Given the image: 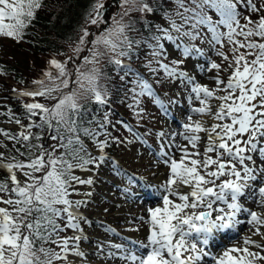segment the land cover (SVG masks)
<instances>
[{
	"label": "snow or ice",
	"instance_id": "6c2138e0",
	"mask_svg": "<svg viewBox=\"0 0 264 264\" xmlns=\"http://www.w3.org/2000/svg\"><path fill=\"white\" fill-rule=\"evenodd\" d=\"M116 3L119 19L109 18L105 0H95L87 24L100 29L99 34L92 39L94 33L83 28L73 55L63 62L48 61L55 73L44 71L46 79L33 80L34 88L13 90L18 99L32 100L23 103L22 117L10 108L0 112L6 117L0 122L18 129L0 128L7 141H0L6 150L0 151V264H92V255L82 247L91 243L82 210L92 192L81 188H91L106 164L120 178L125 198L135 197L136 187L144 183L106 152L113 144L132 142L112 135L109 129L116 125L146 145L166 171L159 184L147 185L157 199L139 217L147 226L144 238L104 227L120 241L94 246L105 262L264 264V0H159L155 7L150 0ZM42 6V0H0V36L21 41ZM209 10L219 19L213 21ZM157 12L163 23L148 19ZM138 21L147 34L134 39L128 33H140ZM196 41L207 43L221 62L208 57ZM87 45L88 54L82 55ZM141 54L153 78L163 73L156 83L166 79L183 89L178 93L182 99L170 97L169 105H187L176 130L154 134L155 151L130 125L113 123L112 93L100 83L111 77L96 67L106 60L123 85L131 78L127 107L138 124L144 111L141 97L151 98L167 116L168 105L142 72L126 62ZM201 57L204 62L193 65V71L183 67L190 58ZM197 68L212 73L208 84L193 74ZM246 197L261 211L247 207ZM242 223L250 235L215 254L209 251L217 235L237 231Z\"/></svg>",
	"mask_w": 264,
	"mask_h": 264
},
{
	"label": "rangeland",
	"instance_id": "374dc122",
	"mask_svg": "<svg viewBox=\"0 0 264 264\" xmlns=\"http://www.w3.org/2000/svg\"><path fill=\"white\" fill-rule=\"evenodd\" d=\"M108 2V0H105V3ZM243 11V9H240ZM119 11L118 7L115 8L113 6H109L107 10V14L110 17L116 16V13ZM213 13V21H216L219 19L218 15L215 13L214 10H210ZM91 12V11H90ZM245 14H248L245 12ZM252 15H255L253 13ZM6 21V20H5ZM6 23V22H5ZM111 23V19H109V24ZM241 23L243 24L244 21L241 19ZM90 31L94 33V35L91 37L92 39L95 38V35L99 34L100 29H97L95 25H87ZM105 27V26H104ZM101 27V28H104ZM222 31H226V29H221ZM15 40L7 37L0 36V61H3L4 59L11 58V53L14 52V44ZM78 42V41H77ZM76 42V44H77ZM198 47H202L206 50V55L210 57L212 60L216 61L217 63H220V59L216 57L207 43L201 44L199 41L195 42ZM76 44H74L71 48L67 50V52L61 56L58 57V61L63 62L65 59H67V56L73 55V49L75 48ZM91 45L85 46V51L82 53V55L88 54V48H90ZM219 47V46H217ZM226 45V49H227ZM225 49V50H226ZM19 54V53H17ZM178 55V53H177ZM19 57V55H16ZM172 59L175 58V56L171 57ZM167 62V61H165ZM199 63L204 62V58H197V59H189L186 61L185 67L189 71H193V65H196ZM74 68L75 65H72ZM86 68H91L92 65H86ZM56 71V70H55ZM55 71L53 73H55ZM160 76L161 79L163 77V73ZM197 76V79L202 84H208V76L212 73H204L201 74L198 71V68L194 73ZM6 81V78H0V82ZM158 86L161 87V91H155L156 94L159 96V98L169 107V113L167 116L163 115L161 110L157 105H155L151 98L149 97H142L141 98V105L140 108H142L143 116L140 118V122L134 123L130 122L126 116V112L123 108L117 109L114 114L118 116L117 120H123L124 123L130 125L132 128L136 130V132L140 133L144 136V140L147 141V145H150L151 148L155 151L158 150V141L156 139V136L154 135L156 132H159L161 130L168 132L171 130H176L179 126V123L181 122V116H182V109L186 108V103L180 104V105H169L168 101L169 98H175L177 100H181L182 96L178 95V93H181L183 89L179 86L178 83L172 82L166 79H163L161 83H158ZM157 86V87H158ZM7 85V89H8ZM0 90H2L0 88ZM14 96H16V92H6V93H0V112H6L9 108L17 114L16 111V102L12 99ZM20 100V99H19ZM124 112V113H123ZM6 120V117H0V121ZM0 128L5 129L9 132H16L17 126L14 124H8V123H2L0 122ZM113 136L119 137L121 140L127 139L128 141H132L131 143H122L120 145L113 144L111 147L106 149L107 154L114 158L116 161L119 162L120 166L125 169L128 173L135 174L137 177H143L144 182L147 185H153L154 180L158 179L159 176L156 174V170L153 169L151 166H157L156 163L153 164H147L146 159H149L150 161L154 160L153 156L149 154L148 148L146 145L142 144L140 141H137L134 139V137L123 127L119 126L116 128L110 129ZM151 131L153 135H144V133ZM0 141L7 143V141H3V138L0 137ZM0 151H4V149H0ZM160 167L161 166H157ZM165 168L162 166V172L164 174H161L163 178H165ZM86 178L88 174H83ZM2 174H0V179H2ZM94 184L89 188L88 186H83L81 188V191H91L92 196L89 198L90 202L87 205L86 210H82L85 212V215L89 219V225L86 227V232L90 236L91 243L85 242L82 244L83 248H86L85 250L91 251L93 248H91V245H96L101 242H107L110 239H113V236L105 235L104 227L109 226L113 227L116 232H119L120 234L124 235L125 232L128 230L129 226H133V228H136V226L141 225V221L139 219L140 216L145 215L144 211H140V213L137 210V207L131 206L130 211L127 212L125 209V202L123 201V198L121 197L119 191H118V182H120V178L114 177L110 172V165L106 164L103 165L98 174L94 177ZM118 183V184H117ZM140 187V190L137 192V195L142 194V190L144 192H147L146 189L143 188V186L140 184L138 185ZM150 191L153 188H149ZM137 195L134 197L133 202H136L138 198ZM145 197V196H144ZM153 199L145 198L144 200H152L150 202V205L155 206L156 197L153 195ZM250 198L247 201L246 206L254 210L256 207L255 205H250V203H253ZM129 202V201H127ZM129 205V203L127 204ZM107 209V211H105ZM244 219V218H243ZM243 228V229H242ZM245 231L248 229L246 224L242 223L238 226L237 231H228L225 235L219 234L222 238L220 240L216 239L214 240L210 250L215 254L218 251L224 250L226 247L232 246L233 243H235L238 240H242V238L239 237V232ZM131 232V231H130ZM146 232V231H145ZM144 232V233H145ZM70 234V233H69ZM134 236H137V233H134ZM92 255V264H111V262H105L103 260L102 254L95 252Z\"/></svg>",
	"mask_w": 264,
	"mask_h": 264
},
{
	"label": "trees",
	"instance_id": "16d2710c",
	"mask_svg": "<svg viewBox=\"0 0 264 264\" xmlns=\"http://www.w3.org/2000/svg\"><path fill=\"white\" fill-rule=\"evenodd\" d=\"M94 2L95 0H42L43 6L36 11L35 19L24 30L23 39L19 42H14L15 54L12 52L11 58L0 61V73H2L0 74V78H6L5 82H0V88L2 89L0 93L14 92V89L22 91L34 88L36 86L32 84V81L44 78L42 75L44 71L54 72L55 69L50 68L48 61L53 58L58 59L59 56L65 54L69 48L76 44L81 30L88 25L87 20L89 19L91 6ZM150 2L155 7L156 3H159V0H150ZM213 13L210 10L208 11V15L212 19L214 18ZM161 16L162 14L157 12L155 16H149L148 19L152 23H163ZM252 16L253 19L256 18V14ZM116 18L119 19L118 16ZM127 19L125 18L126 21ZM5 22L8 23L9 21L6 20ZM142 23L143 21H138L136 24V27L140 29V33L129 32L130 37L139 39L141 34H147L146 30L141 27ZM16 55H19V57ZM126 62L131 63L134 68H138L142 72L144 77L152 84L154 91H161V87L158 86L156 80L160 78L162 72L153 78L144 67V64L147 63L145 54H141L139 60H136L134 55L132 61ZM96 67L100 68L102 73L111 77L110 80L102 78L100 83L108 87L112 93L110 100L113 111V115L111 116L113 123L118 118L114 114L116 108H123L127 113L126 116L129 123L132 121L136 124L138 118L127 107V104L132 102V94L128 91L133 87L131 78H128L129 83L127 85H123L116 74L115 66L109 65L106 60L97 64ZM7 85L9 86L8 89ZM126 92L127 97L125 96ZM12 99L16 102L17 115L22 117L23 103L32 102V100L26 97L19 98V100L16 96ZM40 102L47 103V101L43 100ZM119 126L116 125V127ZM4 151L6 150L4 149Z\"/></svg>",
	"mask_w": 264,
	"mask_h": 264
},
{
	"label": "bare ground",
	"instance_id": "6f19581e",
	"mask_svg": "<svg viewBox=\"0 0 264 264\" xmlns=\"http://www.w3.org/2000/svg\"><path fill=\"white\" fill-rule=\"evenodd\" d=\"M145 160H146V162H147V164H153V163H155V161L154 160H152V161H150L149 159H146L145 158ZM153 169H155L156 170V174L159 176V178L158 179H156V180H154V183H153V185H156V184H159L164 178L161 176V174H164V172H162V165H161V168L160 167H157V166H151ZM119 183V184H118ZM117 184L119 185L118 186V191H119V193H120V195H121V197L123 198V201L126 203L125 204V210L127 211V212H129L130 211V207L131 206H134V207H137V210H138V212L140 213V211H144V213L146 214V207L148 206V205H150V202H152V200H148V201H150V202H148L147 200H144V196L142 195V194H144V192L142 191V194L141 195H137V198H141L142 200H138L137 199V201L136 202H133L132 200L134 199V197H128V198H125V196L121 193V191L119 190L120 189V187H121V184H120V182H118ZM142 186H143V188L144 189H148V187L146 186V184H145V182L143 183V184H141ZM140 190V187L139 186H137L136 187V192H138ZM154 195V189H152L151 191H150V189H148V192H147V195H145V197H149V199H153V196ZM245 199H249V198H245ZM250 200H252V199H250ZM249 200V201H250ZM127 201H129V202H127ZM129 203V205H127ZM250 205H255L254 203H250ZM153 206V205H152ZM255 207H256V205H255ZM132 208V207H131ZM254 210H256V211H261L259 208H255ZM131 212V211H130ZM241 219H243V217L241 218ZM136 227H139L140 228V231L139 232H130V231H126L125 232V234L124 235H122V234H120L121 236H131V237H134V238H144V236H145V231H146V228H147V226L146 225H143L142 223H141V225H139V226H136ZM131 228H133V226H129V228L128 229H131ZM243 229V228H242ZM242 229H241V231L239 232V237L240 238H242L243 239V237L245 236V235H250L251 233L249 232V229H247V230H245V231H242ZM134 233H137V236L135 237L134 236ZM222 235H225V234H222ZM226 237H227V235H225ZM113 239H110L112 242H120L119 241V238L118 237H115V236H113L112 237ZM216 239H218V240H220V238H222L220 235H217L216 237H215ZM253 239H259V237H253ZM108 242V241H107ZM107 242H105V243H107ZM237 242V241H236ZM235 242V243H236ZM235 243H233V244H235ZM232 244V245H233ZM91 248H93L91 251H88L90 254H94L95 253V251H94V245H91L90 246ZM86 249V248H85ZM87 251V250H86ZM209 251H211L210 249H209ZM106 264V263H105Z\"/></svg>",
	"mask_w": 264,
	"mask_h": 264
},
{
	"label": "water",
	"instance_id": "95a60500",
	"mask_svg": "<svg viewBox=\"0 0 264 264\" xmlns=\"http://www.w3.org/2000/svg\"><path fill=\"white\" fill-rule=\"evenodd\" d=\"M106 5H107V9L110 5H113L115 8H117L116 0H109L108 2H106Z\"/></svg>",
	"mask_w": 264,
	"mask_h": 264
}]
</instances>
